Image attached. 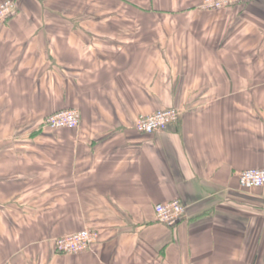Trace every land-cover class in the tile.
Here are the masks:
<instances>
[{"label": "crops", "instance_id": "0c3cea01", "mask_svg": "<svg viewBox=\"0 0 264 264\" xmlns=\"http://www.w3.org/2000/svg\"><path fill=\"white\" fill-rule=\"evenodd\" d=\"M5 0H0V3ZM0 19V264H264V0H14ZM175 107L163 131L141 114ZM81 112L77 128L46 116ZM186 206L174 226L155 204ZM94 228L88 250L56 239Z\"/></svg>", "mask_w": 264, "mask_h": 264}, {"label": "built area", "instance_id": "2783aa9c", "mask_svg": "<svg viewBox=\"0 0 264 264\" xmlns=\"http://www.w3.org/2000/svg\"><path fill=\"white\" fill-rule=\"evenodd\" d=\"M250 0H202L201 8L207 11L222 10L234 5L243 4ZM17 11L14 0H5L0 4V19H5ZM181 111L178 108H163L152 113L141 114L135 122V129L140 133L151 134L163 131L169 125L178 121ZM48 128H77L81 123V112L76 108H69L54 112L44 119ZM239 186L245 190L264 187V167L249 168L238 173ZM156 218L168 226H174L183 220L186 206L178 199L159 202L154 207ZM100 238V231L94 228H84L80 231L65 234L56 239V248L65 254L84 252L96 244Z\"/></svg>", "mask_w": 264, "mask_h": 264}, {"label": "trees", "instance_id": "16d2710c", "mask_svg": "<svg viewBox=\"0 0 264 264\" xmlns=\"http://www.w3.org/2000/svg\"><path fill=\"white\" fill-rule=\"evenodd\" d=\"M1 4V3H0Z\"/></svg>", "mask_w": 264, "mask_h": 264}]
</instances>
